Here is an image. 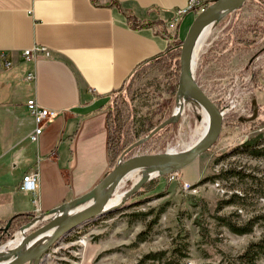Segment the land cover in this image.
<instances>
[{
  "label": "crops",
  "instance_id": "1",
  "mask_svg": "<svg viewBox=\"0 0 264 264\" xmlns=\"http://www.w3.org/2000/svg\"><path fill=\"white\" fill-rule=\"evenodd\" d=\"M190 1L0 0V55L11 64L8 69L0 65V222L48 212L87 194L106 177L108 99L142 63L164 53L176 37H186L195 12L174 29L170 25ZM255 5L251 10H257ZM249 6L217 25L200 58L228 34L230 41L239 39L235 27H229L233 19L237 28L242 26ZM35 46L46 47L51 58L26 62L23 52ZM251 54V48L239 44L227 65L247 67ZM214 61L208 58L220 74L225 68ZM32 72L36 78L29 80ZM29 100L57 113L37 144L31 141L36 124ZM31 171L40 175L37 210L33 196L20 190Z\"/></svg>",
  "mask_w": 264,
  "mask_h": 264
},
{
  "label": "rangeland",
  "instance_id": "2",
  "mask_svg": "<svg viewBox=\"0 0 264 264\" xmlns=\"http://www.w3.org/2000/svg\"><path fill=\"white\" fill-rule=\"evenodd\" d=\"M251 6L242 18V27L255 24L263 27L262 6L255 5L257 10H251ZM215 34L210 35L198 54L196 79L202 82L203 90L217 104L223 84L232 85L233 76L252 73V90L245 103L248 117H251L253 101H257V118L252 122H239L238 116L225 117L220 139L195 163L180 172L154 178L123 208L88 223L67 237L76 236L74 242H67L66 238L51 248L43 264H166L176 249H186L188 256L180 260V264H235L237 257L251 244L264 241V157L237 154L239 150H236L264 134V34L258 37L256 44L253 43L249 66L227 65L220 74H215V67L208 62L198 70L200 55L210 47ZM252 39L253 35H250L249 41ZM178 41L176 37L173 45L176 46ZM153 68L130 87L127 81V89L122 92L128 101L132 100L134 123L138 128L149 114L156 123L165 111L163 103L169 98L165 89L154 94L157 80H163L165 76L161 68ZM172 78L168 77L165 82ZM118 94L116 92L108 99V112L129 109L123 101L124 96L118 98ZM199 113L196 108L188 107L179 123L171 125L173 127L154 142L135 149L127 158L184 150L186 145L199 138L198 130L202 126ZM137 177L138 174L134 175L121 192L128 190ZM185 183L193 188L186 190ZM141 214L146 216L139 217ZM216 217H229L237 227L251 231L237 235L221 225ZM204 229L208 232L206 237H203ZM8 240L6 235L2 243ZM157 253H164L165 258L162 261L147 260L148 256ZM257 264H264V258Z\"/></svg>",
  "mask_w": 264,
  "mask_h": 264
},
{
  "label": "water",
  "instance_id": "3",
  "mask_svg": "<svg viewBox=\"0 0 264 264\" xmlns=\"http://www.w3.org/2000/svg\"><path fill=\"white\" fill-rule=\"evenodd\" d=\"M247 1L249 0H215L204 11L197 14L181 46L180 78L176 94L177 107L172 116L156 127L148 136L130 146L122 154L114 169L87 194L34 216L28 224L21 226L14 233L9 231L12 220L8 221L7 226L1 231L10 240L5 244L0 241V249L6 250L0 251V264H43L50 249L70 234L98 218L123 208L129 199L154 178L186 169L216 145L224 128L225 114L196 79L195 51L200 36L207 28L215 29L223 19L244 7ZM181 98L184 101L179 107ZM195 105L203 108L211 118L209 132L196 145L179 152L167 151L127 158L132 151L146 144L160 131L179 123L187 108ZM252 108V116L241 118L240 122H252L257 118L259 106L256 100L253 101ZM198 120L201 121L200 115H198ZM133 174H138L140 179L134 182L128 190L121 192L131 182L127 177ZM119 193L123 194L122 201L116 206L106 208L109 201ZM21 235L22 240L13 251L14 253L7 250L9 244ZM47 235V239L37 249L27 250L34 240Z\"/></svg>",
  "mask_w": 264,
  "mask_h": 264
},
{
  "label": "trees",
  "instance_id": "4",
  "mask_svg": "<svg viewBox=\"0 0 264 264\" xmlns=\"http://www.w3.org/2000/svg\"><path fill=\"white\" fill-rule=\"evenodd\" d=\"M206 3L207 5L210 4ZM256 4V6H262L261 9L264 10V0H259L258 2L254 0L247 1L246 5L248 4ZM241 11H237L234 13V17L238 14H240ZM261 20V19H260ZM236 20H232L231 25L229 27H235V31L237 30V37L239 39H235L230 41L231 35L228 34L225 38H223L219 42H214L212 45V48L206 53L203 54L199 61V68L198 70L202 69L205 65L206 61L208 62V58L211 61H214L217 59V56L219 54H222L223 52H226L220 59L215 60L214 63L221 66L222 68H225V66L230 62L231 56L234 54L236 50H238V45L242 44L246 48H253V43L256 44L258 37L264 34V25L263 27L259 24L255 25H249L246 27H238L235 26ZM228 29V28H227ZM253 35L252 42L249 41V36ZM183 39H180L175 45H170V47L159 56L150 59L148 61H145L142 63L139 67H137L133 73V75L128 80L129 87L138 79L142 80L145 75L150 72L153 67H158L163 70V74L165 78L157 80V84L155 85L156 91L154 94L156 95L157 92H162L165 89V92L169 95V98L163 103L162 108H164L163 113L161 117L158 119L156 123H154L151 119V115H147L145 119L142 122V126L140 128L137 127V124L134 123L135 120V113L134 108L132 105V100L128 101L127 98H125L124 89H127V83L125 86L119 90L118 98L124 96V103L128 104V108L126 111L122 112H115L114 110H111L108 112V127H109V139H108V151H109V160H110V171L114 169V167L117 165L120 157L128 149L130 146L135 144L137 141L141 140L142 138L148 136L156 127H158L160 124H162L164 121L169 119L174 111V108L176 106V93L178 89L179 84V78H180V56H181V46L183 43ZM217 67V66H216ZM218 68V67H217ZM172 76L173 78L170 81L168 77ZM197 81L202 86V82L200 80ZM168 85V86H167ZM166 86V88H165ZM203 87V86H202ZM205 90V89H204ZM206 91V90H205ZM209 96L210 94L206 92ZM211 97V96H210ZM212 98V97H211ZM213 99V98H212ZM214 100V99H213ZM215 101V100H214ZM129 102V103H128ZM230 116V115H229ZM234 116V115H233ZM238 121V119H236ZM226 122V121H224ZM240 122V121H239ZM173 126H168L164 130L160 131L158 134H156L150 141H148L146 144H150L151 142H154L158 138L162 137L165 132L170 130ZM264 134L259 135L258 137L254 138L253 140L244 143L243 145L239 146L236 150H239L237 154L245 153L247 155L253 156V157H264ZM133 153V151L131 152ZM130 153V154H131ZM129 154V155H130ZM129 157V156H127ZM232 172H230L231 174ZM234 176L236 175L233 173ZM139 192L134 196L135 198L138 196ZM139 217L146 216L145 214L138 215ZM34 215H18L15 216L12 219V232H15L18 230L21 226L28 224ZM216 219L221 222V225L227 227L230 229L231 232L237 234V235H245L251 231L249 228H240L234 225L231 222V219L229 217H216ZM8 222H0V241L4 242L5 240V234L1 231L2 228L7 226ZM75 233V232H73ZM72 233V234H73ZM207 230L204 229L203 237L207 236ZM70 234V235H72ZM145 234V233H144ZM142 234V235H144ZM69 235V236H70ZM67 242H74L76 240V236H72L66 239ZM186 249L178 250L176 249L174 251V255L168 259L166 264H180V260L187 259V253L185 252ZM178 255L180 257L175 256ZM165 258L164 253H157L152 254L147 257V260L152 261H162ZM179 258V259H177ZM264 258V241L253 243L251 244L245 252L237 257L235 260V264H257L261 259Z\"/></svg>",
  "mask_w": 264,
  "mask_h": 264
},
{
  "label": "built area",
  "instance_id": "5",
  "mask_svg": "<svg viewBox=\"0 0 264 264\" xmlns=\"http://www.w3.org/2000/svg\"><path fill=\"white\" fill-rule=\"evenodd\" d=\"M206 8V4L197 0H191L185 8L178 9L176 11L174 22L170 25V28L174 29L177 23L183 20V18L188 16L190 13L195 12L196 14H199ZM42 57L46 59L51 58L50 51L43 46H35L32 49H27L23 52V58L26 62L31 64L37 63ZM0 65L5 69L10 68L11 64L7 62L5 55H0ZM244 75L245 74L236 77L233 76V79L231 80L232 85L226 83L222 86L217 104L220 110L224 112L225 117H227L228 115H235L241 119L249 116V110L246 107L245 99L248 97L250 91L252 90L251 77L253 76L252 73L245 76ZM35 78L36 75L34 72L28 75L29 80H34ZM27 109L33 116L36 124V130L31 137V141L37 144L40 141V137L43 134L44 129L47 127L48 123L51 120L57 117V113L50 109L41 107L36 100H29L27 102ZM39 181V173L37 171H31L28 174L24 175L22 183L20 185V190L22 192L33 196L32 204L36 208V210L39 206ZM184 186L186 190H191V188H193L192 185L187 183H185Z\"/></svg>",
  "mask_w": 264,
  "mask_h": 264
},
{
  "label": "bare ground",
  "instance_id": "6",
  "mask_svg": "<svg viewBox=\"0 0 264 264\" xmlns=\"http://www.w3.org/2000/svg\"><path fill=\"white\" fill-rule=\"evenodd\" d=\"M234 14V13H233ZM214 29H211V28H207L203 34L200 36L199 38V41H198V44H197V49L195 51V63H194V70H196V62H197V58H198V54L199 52L203 49V47L205 46L206 44V41L208 40V38L210 37L212 31ZM184 99L181 98L180 100V104H179V107L180 105L183 103ZM194 108H196L199 112L198 115L201 116V122H202V126H201V130H198V140L197 141H194L193 143L189 144V145H186L184 150H188L190 148H192L194 145H196L197 142H199L201 139H203L207 133L209 132L210 130V126H211V118L209 116V114L203 109L201 108L200 106L198 105H195ZM179 109V108H178ZM183 150V151H184ZM134 178V174L133 175H130L127 177L128 180H131ZM138 179H140V176L135 178L136 182L138 181ZM123 199V195L120 196V193L117 194L115 197H113L108 205L106 206V208L108 207H111V206H116L118 205ZM48 235L47 236H43V237H40L36 240H34L28 247L27 250L29 251H33L35 249H37L46 239H47ZM22 240V235L19 237V238H16V240L12 241L9 246H8V249L10 252L14 253L13 251L17 248V246L20 244ZM0 251H6L5 249H0Z\"/></svg>",
  "mask_w": 264,
  "mask_h": 264
},
{
  "label": "flooded vegetation",
  "instance_id": "7",
  "mask_svg": "<svg viewBox=\"0 0 264 264\" xmlns=\"http://www.w3.org/2000/svg\"><path fill=\"white\" fill-rule=\"evenodd\" d=\"M11 230H12V225H11V229L9 231L11 232Z\"/></svg>",
  "mask_w": 264,
  "mask_h": 264
}]
</instances>
